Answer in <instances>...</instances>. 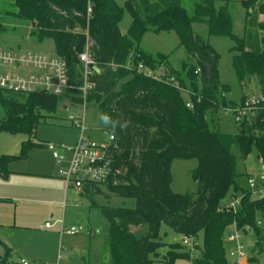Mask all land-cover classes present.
<instances>
[{
	"label": "trees",
	"instance_id": "1",
	"mask_svg": "<svg viewBox=\"0 0 264 264\" xmlns=\"http://www.w3.org/2000/svg\"><path fill=\"white\" fill-rule=\"evenodd\" d=\"M186 1L192 8L186 7ZM239 1L246 9L243 36L234 32L231 0H126L122 4L118 0H0V35L8 30L9 20L14 26L31 25V36L39 43L54 42L76 85L83 84L79 54L87 44L101 68V73L91 77L94 87L88 100L98 103L110 118L106 128L115 137L112 155L124 172L116 184L108 182L105 196L136 202L134 208L97 205L94 196L102 194L101 187L92 185L85 190L91 205L98 206L108 220L107 264H153L165 244L160 233L163 224L187 238L204 233L201 257L185 255L193 264H238L229 260L231 245L226 246V231L234 224L249 236L254 233L249 263L260 262L264 198L252 199V191L238 184L241 174L233 148L237 146L245 158L255 148L264 170V111L239 126L237 134L211 128L207 116L238 101L227 98L231 87L221 79V55L195 29L196 24H205L209 36L233 40L232 65L240 85L256 77L264 91V0ZM126 11L132 17L127 31L120 26ZM149 31L177 33L178 47L186 51L181 68L171 63V54L142 48ZM140 63L164 70L165 80H179L192 93L194 106L189 107L182 90L167 80L139 72ZM197 69L201 72L196 73ZM245 97L243 94L241 100ZM66 99L72 108L83 101L77 89L67 96H55L15 94L0 88V109L6 114L0 132L36 136L44 117L56 115ZM43 145L29 139L22 143L19 154L2 155L0 174H8L11 161L25 158ZM175 159H198V166L190 172L198 182L197 193L173 191L171 165ZM229 193L233 197L241 194L236 208L225 205ZM10 257L8 249L0 264H16ZM83 259L88 262V257Z\"/></svg>",
	"mask_w": 264,
	"mask_h": 264
},
{
	"label": "rangeland",
	"instance_id": "2",
	"mask_svg": "<svg viewBox=\"0 0 264 264\" xmlns=\"http://www.w3.org/2000/svg\"><path fill=\"white\" fill-rule=\"evenodd\" d=\"M121 4L126 0H118ZM190 1H186L187 8H192ZM230 13L234 17V32L243 36L245 30L246 9L238 1H232ZM132 22V17L126 11L120 26L127 31ZM8 30L0 35V48H20L24 51H39L47 55L57 53L56 45L51 40L39 43L31 36V25H22L8 22ZM196 32L209 39L211 45L221 55L220 74L224 83L231 87L227 93L228 100H240L243 94L251 95L260 90V84L256 77L247 79L242 86L238 80L232 65L233 55L231 48L234 41L226 36H209L205 24H196ZM180 39L175 31H165L159 34L147 32L143 38L142 45L154 53L162 52L171 54L174 65L181 67L185 51L181 47ZM184 54V56H183ZM187 99V96L185 95ZM67 99L58 108L56 115L45 116L39 124L36 136L29 137L25 133L11 134L0 132V157L4 154H19L22 143L30 141L50 142L56 146L61 144H74L81 135L80 129L72 125L68 119L69 115L77 114L79 110L70 107ZM86 112V135L91 140L103 143L109 141L107 130L101 116H104L100 105L89 102L85 108ZM6 114L0 109V124ZM60 117V118H59ZM207 119L212 129H217L226 134H237L240 130L230 114L223 109L217 113L209 114ZM233 152L237 156V171L241 176L237 178L240 186L248 188V177L259 178L263 174V163L258 151L253 148L252 152L245 158L240 149L234 146ZM198 159H175L171 165L173 174L172 189L178 193H197L198 182L191 178L190 172L198 166ZM8 174H0V257L6 255L10 250V261L18 263L20 257L25 256L30 264H107L109 255V240L107 237L108 220L98 206H92L91 200L86 193L81 196L75 205L72 200L77 198L71 190L69 204L63 206L64 193L62 181L57 180L56 173L59 166L52 152L45 146H40L28 152L25 158L11 161L7 167ZM102 194H96L94 200L97 205L110 207L134 208L136 202L130 198H122L113 195L107 199L105 194L109 190L101 188ZM230 194V193H229ZM256 192H252V199H256ZM238 196H241L238 195ZM234 199L230 194L225 200V205ZM58 203V204H57ZM64 217L65 228L71 226H82L84 231L79 235H64L61 239L57 225L46 228V222L53 223L56 219ZM232 229V228H229ZM95 231V235L91 232ZM161 236L165 244L159 249V255L153 264H193L185 259L200 258L204 245V233L194 238L191 246L184 244L183 236L175 232L167 224L161 228ZM250 240V242H249ZM256 236L253 232L244 238V242L250 248L254 246ZM3 242V243H2ZM7 247H6V246ZM227 242L226 246L230 247ZM88 249L87 253H85ZM88 257L86 263L83 257ZM178 258V259H177ZM176 259V260H175ZM232 263L236 259L229 257ZM238 264H254L243 262ZM264 264V254L260 262Z\"/></svg>",
	"mask_w": 264,
	"mask_h": 264
},
{
	"label": "built area",
	"instance_id": "3",
	"mask_svg": "<svg viewBox=\"0 0 264 264\" xmlns=\"http://www.w3.org/2000/svg\"><path fill=\"white\" fill-rule=\"evenodd\" d=\"M89 11H91L90 8ZM79 59L83 64V84L76 85L71 79L67 61L59 57L57 53L47 55L39 51H24L20 48H0V88L15 94L42 92L55 96H67L70 91L75 89L80 91L83 101L77 106L76 110L79 112L68 117L72 125L80 129L79 140L74 144L56 146L50 142H44V145L52 152L53 157L60 165L59 176L65 181L66 188L86 193L85 190L88 186L97 185L102 188L106 187L109 181L116 184L119 181L118 175L124 172L117 167L112 155L114 135L110 134L109 141L103 143L95 142L86 135L85 108L89 103V92L94 87L91 77L95 73L91 65L97 63L89 52L88 44L85 50L79 54ZM130 66L132 65L130 64ZM137 70L157 80H165L166 77L164 70L151 69L144 63H140ZM200 72L201 70L197 69L196 73ZM166 80L182 90L187 96L186 102L189 107L194 106L190 97L192 93L183 88L179 80L175 77H167ZM222 97H226V94L222 93ZM222 109L231 115L237 125L248 124L264 111V91L260 89L254 94L246 95L236 105H229ZM248 185L249 190L259 194L256 199L264 198V172L259 178L248 177ZM233 198L230 204L226 205L228 209L236 208L240 204V196ZM57 223L60 224L61 235H79L84 231L80 225L65 228L63 220H57ZM258 223L261 225L262 221L259 220ZM53 225L50 222L45 224L46 227ZM230 228L232 229L228 228L226 231V241L231 244L229 253L231 258L236 259L237 263L243 262V259L249 262L250 252L248 245L244 242V238L249 235L238 229L235 224ZM247 229L249 230V228ZM183 241L187 246H191L193 239L184 237ZM21 264H29V262L21 259Z\"/></svg>",
	"mask_w": 264,
	"mask_h": 264
},
{
	"label": "crops",
	"instance_id": "4",
	"mask_svg": "<svg viewBox=\"0 0 264 264\" xmlns=\"http://www.w3.org/2000/svg\"><path fill=\"white\" fill-rule=\"evenodd\" d=\"M232 1H238L239 3H241L239 0H231V3H230V5L231 4H233V2ZM229 9H231V7L229 6ZM232 14V13H231ZM245 20H246V13H245ZM233 22H234V17H233ZM30 29H32V26H31V28ZM123 30H125V29H123ZM163 32H165V31H163ZM244 33H245V30H244ZM244 35V34H243ZM141 46H142V48L143 49H145V50H147V51H149L148 49H146L143 45H142V43H141ZM182 49H184L183 47H181ZM184 51H185V49H184ZM150 52H152V51H150ZM185 53H186V51H185ZM166 54V53H165ZM183 56H184V54H183ZM185 57H186V54H185V56L183 57V60L185 59ZM183 60H182V63H183ZM170 61H171V63L174 65V63H173V61L171 60V55H170ZM189 61H193L192 59H189ZM182 66V65H181ZM174 67L175 68H177V69H179V68H181V67H177L176 65H174ZM241 100V99H240ZM240 100H238V101H240ZM57 161V160H56ZM57 164H58V162H57ZM58 166H59V169H60V165L58 164ZM56 176H57V180H59V181H62L61 183H62V185H60V186H62V187H64L63 189H62V192L64 193V201H60V203H62L63 202V206L64 207H67V205L69 204V195L71 194V190L76 194V196H77V198H75L74 200H72V202H74L75 203V205H78L79 204V200H80V198H81V196H84V194H83V192H78V191H76V190H74V189H72V188H66V183H65V181L59 176V171H58V173H56ZM79 195H81L80 197H79ZM85 197V196H84ZM79 199V200H78ZM78 200V201H77ZM58 204V203H57ZM97 204V203H96ZM57 220H63L64 221V217H62L61 219L59 218V219H56L52 224H54V225H57V227L59 228V231H60V224L59 223H57ZM47 223V222H46ZM54 225L53 226H51V227H46V228H53L54 227ZM60 233V232H59ZM60 235H61V233H60ZM65 235V234H64ZM64 235H61V239L63 240V236ZM66 235H68V234H66ZM91 235H95V231H93V232H91ZM70 236H72V235H70ZM184 238V237H183ZM3 243V242H2ZM6 246V245H5ZM7 247V246H6ZM9 249V248H8ZM87 251H88V249H86V251H85V253H87ZM7 252V251H6ZM11 254V253H10ZM1 258V257H0ZM21 259H25L26 261H28V259L25 257V256H22V257H20V259L18 260V263H16V264H21ZM30 264V263H29Z\"/></svg>",
	"mask_w": 264,
	"mask_h": 264
},
{
	"label": "water",
	"instance_id": "5",
	"mask_svg": "<svg viewBox=\"0 0 264 264\" xmlns=\"http://www.w3.org/2000/svg\"><path fill=\"white\" fill-rule=\"evenodd\" d=\"M91 67L96 73H101V68L97 64H92Z\"/></svg>",
	"mask_w": 264,
	"mask_h": 264
},
{
	"label": "clouds",
	"instance_id": "6",
	"mask_svg": "<svg viewBox=\"0 0 264 264\" xmlns=\"http://www.w3.org/2000/svg\"><path fill=\"white\" fill-rule=\"evenodd\" d=\"M101 119L103 120V122H104L105 124H108V123L110 122V118H109L108 116H106V115L101 116Z\"/></svg>",
	"mask_w": 264,
	"mask_h": 264
}]
</instances>
